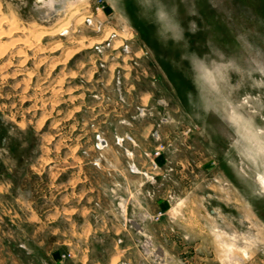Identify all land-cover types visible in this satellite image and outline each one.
Instances as JSON below:
<instances>
[{"label":"rangeland","instance_id":"obj_1","mask_svg":"<svg viewBox=\"0 0 264 264\" xmlns=\"http://www.w3.org/2000/svg\"><path fill=\"white\" fill-rule=\"evenodd\" d=\"M37 1L0 0V264H264V0Z\"/></svg>","mask_w":264,"mask_h":264},{"label":"crops","instance_id":"obj_2","mask_svg":"<svg viewBox=\"0 0 264 264\" xmlns=\"http://www.w3.org/2000/svg\"><path fill=\"white\" fill-rule=\"evenodd\" d=\"M133 167L131 165L128 168V173L135 174L136 172H139V170L134 171ZM135 183H136V181L126 180L124 182H120V184L119 183L115 184L114 192H115L116 201H117L116 208L118 210H120L122 225L124 224L123 223L124 220L126 222V215L129 214L130 218H128V223L131 224L130 226L132 228V233L137 235V237L139 235L145 236L143 233H141L138 230V228H136L137 227L136 225L138 224L139 228L141 227L142 230H144L146 233H148V236L150 239V237H151L150 231L145 227V224H144V222H146V219L150 216V212L148 211V205L146 204V202H145L146 207L144 205V201L142 200V198H144V195L141 194V191L138 187V185L139 186L142 185V182L139 184H135ZM140 213H142L145 216L143 221L140 220L137 216ZM59 217H64V216L62 214H58L55 219H58ZM53 219H52V222L55 221ZM90 224L91 223H90L89 218H86L85 216L81 217L80 223L76 224L77 226H79L80 231H77L76 234H74L72 232V234L75 235V238H76L75 242H79L78 241L79 239H80V241H83V243H85L86 241L87 242L89 241V239H90V237H89V231H90L89 226H90ZM142 224H143V226H142ZM54 228L55 229H54L53 233L65 234L64 233L65 231H60L61 229H60L58 224ZM73 240H74V238H63L61 240L58 239V241H61L60 245L71 244ZM78 245H79V243H75L73 248L70 249L73 252V255H77L79 258L87 255L88 251H89L87 248L88 247L87 244H86V246H83L84 245L83 244L81 248H79ZM147 245H148V243H147ZM55 255L60 256V249L59 248H57V250L55 251Z\"/></svg>","mask_w":264,"mask_h":264},{"label":"bare ground","instance_id":"obj_3","mask_svg":"<svg viewBox=\"0 0 264 264\" xmlns=\"http://www.w3.org/2000/svg\"><path fill=\"white\" fill-rule=\"evenodd\" d=\"M81 0H67L66 2H61V3H63V4H61V5H63L64 7H65V9L63 10V16L64 17H62V18H64L65 19V22L66 23H68L69 22V20L77 13V11H78V8H80V7H77V4L80 2ZM39 4H37L38 5V9L41 11V14H43V16L44 17H50V16H53V15H55L54 13H56L57 12V9L58 8H60V5H58L57 4V2H56V0H38L37 1ZM83 8V7H82ZM87 10V9H86ZM62 12V11H61ZM77 15V14H76ZM81 16V15H80ZM76 17V16H75ZM80 18V17H79ZM82 18V17H81ZM80 18V19H81ZM12 20H14V21H16L15 20V17H14V19H12ZM3 21H10V19H7V17H5L4 19H3ZM14 21H12V22H14ZM11 22V23H12ZM19 22V21H18ZM77 22H78V20H77ZM77 22H75V23H77ZM63 23V22H62ZM66 23H63V24H66ZM10 26V25H9ZM43 26V25H42ZM60 26V25H59ZM59 26H58V28H59ZM61 27V26H60ZM17 28V27H16ZM43 28H45V27H43ZM53 29V30H50V34H52V35H54V34H56V32L58 31H60L61 30V28H59V29ZM65 28V27H64ZM35 29V28H34ZM30 30H32V28H30ZM30 30H28L29 31V34H30ZM10 31V30H9ZM7 32V31H6ZM11 33H12V31H10ZM35 32V31H34ZM42 32V31H41ZM7 33H9V32H7ZM32 33V32H31ZM39 33V32H38ZM48 34H49V32H47ZM2 34V33H1ZM28 34V35H29ZM6 35V34H5ZM8 35V34H7ZM41 35V34H40ZM44 35V34H43ZM1 36V35H0ZM31 36H33V34L31 35ZM36 36H38L37 34H36ZM69 37H71V36H69ZM27 39H28V37H27ZM27 39H26V41H27ZM38 39H40L39 37H38ZM82 39V38H81ZM80 39V40H81ZM31 40V39H30ZM29 40V41H30ZM36 40V39H35ZM21 41V40H20ZM14 42V41H13ZM12 43V42H11ZM23 43H25V45H29L27 42H25V41H23ZM37 43H40L39 42V40H37ZM5 44V43H4ZM41 44V43H40ZM7 45V44H6ZM32 45V44H31ZM1 46V45H0ZM10 46V45H9ZM57 46H58V43H57ZM78 46H79V44H78ZM82 46V45H81ZM3 47V46H2ZM52 47V46H51ZM54 47H56V46H54ZM11 48V47H10ZM26 48V47H25ZM38 49H43V47H41V46H39L38 47ZM1 50H3V49H1ZM77 50V49H76ZM5 51V50H4ZM70 53H72L71 51H69V54ZM68 55V54H67ZM69 56V55H68ZM65 57H67V56H65ZM25 58V57H24ZM64 59V58H63ZM39 66V65H38ZM71 75V74H70ZM59 81V80H58ZM236 114V113H235ZM238 115V114H237ZM240 116V115H239ZM240 120L241 119H243V118H239ZM243 120H245V119H243ZM243 120H242V122H243ZM242 122H241V124H242ZM245 124V123H244ZM243 124V125H244ZM54 125V124H53ZM244 128H245V130H247L248 131V140H249V143L251 144V154L252 155H255L256 154V156H258V159L260 160V162L263 164V166H264V132H261V134L258 132V130H256V128H253V127H251V126H248V125H244L243 126ZM246 131V132H247ZM245 136H247V134L245 135ZM248 147H249V144H248ZM134 171H138V169H133ZM256 180H257V182L261 185V187H262V189H264V170L262 169V171H258L257 172V175H256ZM122 200V199H121ZM142 231V230H141ZM144 234V233H143ZM233 249V248H232ZM230 250V249H229ZM243 251H244V249H243ZM236 256V255H235ZM238 257V256H237ZM113 262V261H112Z\"/></svg>","mask_w":264,"mask_h":264},{"label":"flooded vegetation","instance_id":"obj_4","mask_svg":"<svg viewBox=\"0 0 264 264\" xmlns=\"http://www.w3.org/2000/svg\"><path fill=\"white\" fill-rule=\"evenodd\" d=\"M41 16H43V14H41ZM137 227L136 228H139V226L138 225H136ZM141 228V227H140Z\"/></svg>","mask_w":264,"mask_h":264}]
</instances>
